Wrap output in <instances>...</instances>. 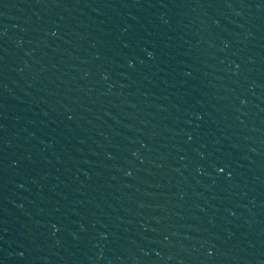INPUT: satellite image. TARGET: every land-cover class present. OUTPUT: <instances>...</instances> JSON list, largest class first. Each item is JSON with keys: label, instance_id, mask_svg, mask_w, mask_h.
I'll use <instances>...</instances> for the list:
<instances>
[{"label": "water", "instance_id": "1", "mask_svg": "<svg viewBox=\"0 0 264 264\" xmlns=\"http://www.w3.org/2000/svg\"><path fill=\"white\" fill-rule=\"evenodd\" d=\"M0 264H264V0H0Z\"/></svg>", "mask_w": 264, "mask_h": 264}]
</instances>
